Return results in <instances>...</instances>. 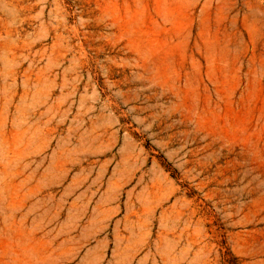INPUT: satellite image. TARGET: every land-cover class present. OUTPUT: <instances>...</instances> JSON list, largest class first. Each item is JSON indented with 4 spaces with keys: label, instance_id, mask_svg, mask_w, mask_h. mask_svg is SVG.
Masks as SVG:
<instances>
[{
    "label": "rangeland",
    "instance_id": "obj_1",
    "mask_svg": "<svg viewBox=\"0 0 264 264\" xmlns=\"http://www.w3.org/2000/svg\"><path fill=\"white\" fill-rule=\"evenodd\" d=\"M0 264H264V0H0Z\"/></svg>",
    "mask_w": 264,
    "mask_h": 264
}]
</instances>
